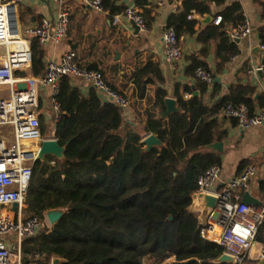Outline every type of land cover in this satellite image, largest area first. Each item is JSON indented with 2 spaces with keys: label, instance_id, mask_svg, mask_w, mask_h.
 <instances>
[{
  "label": "trees",
  "instance_id": "trees-1",
  "mask_svg": "<svg viewBox=\"0 0 264 264\" xmlns=\"http://www.w3.org/2000/svg\"><path fill=\"white\" fill-rule=\"evenodd\" d=\"M179 1L181 11L172 14L166 26L175 28L178 39L195 33V15H211L213 5L224 7L227 0ZM102 2L111 15L122 12L114 0ZM254 2L264 21V0ZM219 15L222 23L208 26L200 40L219 41L221 70L240 53L226 29L236 27L245 17L239 2L225 6ZM259 37L264 45V26ZM31 54L29 73L42 76L46 69L44 51L35 40ZM198 67L210 72L194 60L190 73L195 74ZM208 87L200 80L196 89L185 87L192 94L201 92L189 100L178 92L182 112L166 118L161 117L166 92L159 91L160 102L145 112L147 121L140 130L125 125L123 110L102 100L94 88L83 94L71 77L62 78L56 97L60 119L54 137L66 147L65 158L60 161L49 156L36 161L25 212L44 222L49 210L61 209L64 216L53 226L44 223L39 235L24 242V263L52 264L54 258H60L62 264H162L173 256L170 264H223L217 260L224 248L200 236L198 215L190 210L198 178L222 163L217 151L207 149L227 137L212 118L230 104H244L254 113L258 106L264 107V97H255V87L238 84L208 107L203 97ZM42 134L45 136L44 127ZM144 134L156 135L163 146L147 152ZM261 191L264 193V181ZM263 227L258 232L260 240H264Z\"/></svg>",
  "mask_w": 264,
  "mask_h": 264
},
{
  "label": "built area",
  "instance_id": "built-area-1",
  "mask_svg": "<svg viewBox=\"0 0 264 264\" xmlns=\"http://www.w3.org/2000/svg\"><path fill=\"white\" fill-rule=\"evenodd\" d=\"M23 1L0 0V127H10L13 133L12 143L0 139V264H25L22 251L24 242L39 235L48 221L46 216L44 222L36 216L27 217L25 212L34 164L39 160L40 147L45 140L37 86L50 92L56 123L60 119L56 97L64 77L83 78L99 90L107 101L122 110L130 105L125 95L107 84L101 71L82 67L72 50L64 52L59 60H49L45 73L39 78L17 75L16 72L25 71L31 66L32 40L40 46L60 43L67 37L71 22L70 13L61 7L65 0H51L60 5L56 18L44 17L36 26L22 27L19 7ZM79 1L91 10L105 11L102 0ZM155 1L162 6L168 0ZM123 16L140 32L149 31L140 7L129 5ZM188 18H193V13ZM222 20L221 15L217 16L214 25H220ZM252 31L249 20L245 18L236 27L228 29L227 34L232 42L239 44ZM163 45L166 63L173 68L184 56L174 27L165 28ZM261 47L264 50V46ZM249 74H261L264 79V63L253 66ZM195 75L207 85L214 82L212 73L202 67L196 69ZM224 115L235 120L242 130L264 124V107L251 113L244 104H230L224 109ZM257 175V167L249 165L240 174L222 181L221 166L214 165L197 180L193 201L198 200L200 193L218 198L217 206L209 212L207 221L200 227V236L222 246L223 254L233 258L232 264L264 261V242L258 239V232L264 224V206H253L243 201L244 192L249 190ZM14 205H17L16 210Z\"/></svg>",
  "mask_w": 264,
  "mask_h": 264
},
{
  "label": "crops",
  "instance_id": "crops-1",
  "mask_svg": "<svg viewBox=\"0 0 264 264\" xmlns=\"http://www.w3.org/2000/svg\"><path fill=\"white\" fill-rule=\"evenodd\" d=\"M114 1L115 5L122 9V12L111 15L109 10L104 12L91 10L79 0H65L61 7L70 13L69 33L60 43H51L41 46V48L44 51L45 64L49 60H59L64 52L72 50L82 67L101 71L107 84L130 100L129 107L123 110L125 125L142 130V126L147 121L145 112L151 110L156 102H160L157 99L159 91L166 92L165 98L172 97L176 100L178 92L185 100L201 96L199 90H195L193 94L185 91L187 86L196 89L199 82L196 75L189 71L194 60L205 64L214 76L213 84L209 85L208 91L203 96L208 107L214 106L227 96L233 85H251L256 89V98L263 95V76L249 74V70L253 66L264 63V51L260 52L259 60L254 53L258 46H264L259 37V29L264 26V21L260 18L254 0L226 1L225 6L235 2L242 5L244 17L249 20L253 31L249 37L237 44L240 53L231 57L221 70L218 68L219 60L217 58L219 41L213 39L202 42L200 35L208 26L216 27L214 25L215 16H220L219 13L225 6L213 5L211 15L194 16V19L197 20L194 27L195 33H185L180 37L179 44L184 56L181 62L172 68L165 60L163 33L169 17L181 11L182 2L168 0L164 5L159 6L155 0ZM129 5H136L142 9L146 20L150 23L148 32L138 31L135 25L123 16L125 8ZM59 9L60 5L51 0H24L20 5L19 21L22 27L36 26L44 17L56 18ZM208 16H212L213 21L205 23L204 20ZM228 29H226V34ZM26 73L22 76L40 77L31 75L29 68ZM71 79L83 94H88L93 89L83 78L74 77ZM37 89L40 119L45 126L50 128L48 138H52L56 121L51 95L47 89L40 85L37 86ZM95 90L106 102L107 99L103 94L99 90ZM187 94L189 97H186ZM260 108L263 107L258 106L256 111ZM212 119L218 122L219 132H227V137L220 141L224 142V151H217L222 158L220 165L222 181H227L240 174L249 165L256 166L258 175L251 183L248 192L259 199L262 202L261 206H264V193L261 191V184L264 181V124L250 130H242L235 120L224 115V110H221ZM149 135L144 134L143 140ZM0 139L8 144L12 143L13 133L11 132L8 138ZM190 210L198 215L200 225L207 221V218H202L198 200L193 201ZM262 230L264 237V227ZM260 242H264V240H260ZM248 264H264V261H254Z\"/></svg>",
  "mask_w": 264,
  "mask_h": 264
},
{
  "label": "water",
  "instance_id": "water-1",
  "mask_svg": "<svg viewBox=\"0 0 264 264\" xmlns=\"http://www.w3.org/2000/svg\"><path fill=\"white\" fill-rule=\"evenodd\" d=\"M205 23H210L213 21L212 16H208L205 18ZM135 28L139 31V29L135 26ZM264 51L261 46H258L256 50L254 51L256 57L259 60L260 52ZM164 105H165V111L162 112L161 117L166 118L172 114L181 113L182 109L178 106V102L175 98L167 97L164 99ZM143 143L146 145V151H151L154 147L161 148L163 146V143L161 140L158 139V137L154 134H150L147 136ZM208 149L216 150L219 152L224 151V142H214L207 146ZM65 146H61L58 142V140L55 137L45 139L43 140L40 152H39V160L44 161L47 157L52 156L56 158L57 160H64L65 158ZM198 202H199V208L202 210V218L206 219L209 212L213 210L218 203V198L215 196H211L208 194L200 193L198 195ZM243 201L249 205L253 206H261L262 202L254 197L250 192L246 191L243 196ZM14 210L17 209V205H14ZM64 216V211L61 209H54L49 210L46 213V218L50 225L57 224L61 218ZM172 219V217H171ZM64 262L63 259L60 258H54L52 260V264H62ZM217 262L223 263V264H232L234 262L233 258L223 254Z\"/></svg>",
  "mask_w": 264,
  "mask_h": 264
},
{
  "label": "rangeland",
  "instance_id": "rangeland-1",
  "mask_svg": "<svg viewBox=\"0 0 264 264\" xmlns=\"http://www.w3.org/2000/svg\"><path fill=\"white\" fill-rule=\"evenodd\" d=\"M19 10H20V7H19ZM21 24V23H20ZM45 128V136L43 135V137L46 139V137H48V134H49V129L48 126L44 125L42 123V127L41 128ZM12 132V129L10 127H0V138H8L9 134H11ZM27 217H29L27 214H26ZM47 226H52L50 225V223L47 221ZM174 260L173 256L169 257L165 262H163L162 264H170L172 263Z\"/></svg>",
  "mask_w": 264,
  "mask_h": 264
}]
</instances>
